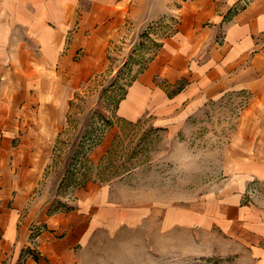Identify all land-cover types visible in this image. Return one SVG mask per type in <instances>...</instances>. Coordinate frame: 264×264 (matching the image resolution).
<instances>
[{"label": "crops", "instance_id": "obj_1", "mask_svg": "<svg viewBox=\"0 0 264 264\" xmlns=\"http://www.w3.org/2000/svg\"><path fill=\"white\" fill-rule=\"evenodd\" d=\"M144 1L0 0V264H77L75 253L95 231L137 226L154 211L161 212L162 231L219 235L212 248L226 264H264V193L243 200L253 181L264 186V0L241 7L243 0L183 2L175 34L163 39L121 106L125 118L148 110L156 127L169 128L174 115L182 119L208 100L246 94L218 193L176 206L121 196L118 181H87L64 211L48 213L47 205L27 201L58 134V82L103 70L109 40L126 19L157 16ZM156 1L165 3L159 16L169 12L171 0ZM157 78L169 87L185 84L169 97Z\"/></svg>", "mask_w": 264, "mask_h": 264}, {"label": "rangeland", "instance_id": "obj_2", "mask_svg": "<svg viewBox=\"0 0 264 264\" xmlns=\"http://www.w3.org/2000/svg\"><path fill=\"white\" fill-rule=\"evenodd\" d=\"M185 1L171 0L169 12L159 16L165 3L145 0L141 5L153 6L157 16L126 19L109 40L103 70L83 75V80L58 82V134L27 197L29 203L47 205L48 213L64 211L75 202V189L87 181H118L121 196L194 206V201L226 185L225 154L247 104L246 94L208 100L182 119L174 115L169 128L156 127L148 110L133 120L121 116L136 77L157 55L163 39L175 34ZM223 33L219 28L218 41ZM155 82L169 97L185 84L180 80L169 87L158 78ZM103 140L109 142L106 150L93 157ZM261 193L264 186L253 181L243 200L252 201ZM150 217L137 226L95 231L75 253L77 264H226L225 256L212 248L219 235L177 226L162 231L161 212Z\"/></svg>", "mask_w": 264, "mask_h": 264}, {"label": "trees", "instance_id": "obj_3", "mask_svg": "<svg viewBox=\"0 0 264 264\" xmlns=\"http://www.w3.org/2000/svg\"><path fill=\"white\" fill-rule=\"evenodd\" d=\"M146 66V65H145Z\"/></svg>", "mask_w": 264, "mask_h": 264}]
</instances>
